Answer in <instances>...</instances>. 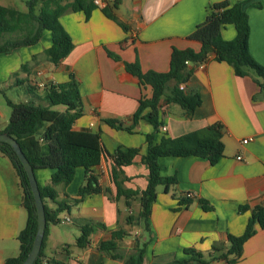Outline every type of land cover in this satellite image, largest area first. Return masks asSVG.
Wrapping results in <instances>:
<instances>
[{
  "label": "crops",
  "instance_id": "obj_1",
  "mask_svg": "<svg viewBox=\"0 0 264 264\" xmlns=\"http://www.w3.org/2000/svg\"><path fill=\"white\" fill-rule=\"evenodd\" d=\"M221 1L237 0H122L116 12L129 30L108 18L101 6L88 18L85 11L68 12L60 20L73 40L72 51L58 65L51 63L44 57V51L52 44L51 33L45 31L36 45L0 54V85L4 83L12 89L17 78L60 84L74 74L83 104V115L74 129L100 133L111 154L118 149H138L133 162L122 169V182L125 189L144 190L150 175L142 157L148 152L147 135L154 133V127L147 119L136 122L134 117L140 102L152 98L153 88L142 77L129 73L125 63H138L143 72H168L174 48L200 50L201 45L188 37L206 19L211 5ZM252 1L262 5H246L251 27L249 47L255 60L264 66V0ZM222 36L233 40L235 27L224 28ZM25 63H30L29 72L20 70ZM17 72L18 76L13 77ZM182 85L186 92L199 93L202 103L193 112L178 104L164 106V125L155 133V142L165 133L177 138L220 123L224 156L216 164L196 156L160 158L162 176H176L177 184L169 192L159 188L148 232L141 219L139 197L132 200L130 208L124 198L117 199L111 158L103 156L94 168L105 191L81 200L79 191L86 176L85 169L79 167L68 186H57L56 200H46L50 209L66 203L68 208L58 220L68 216L71 222L49 223L41 264H129L126 259L140 250L142 264H230L232 255L202 262L194 260L186 250L217 255L213 248L219 247L226 252L228 235H242L253 210L264 205V90L254 73L237 76L231 65L217 61L204 68L195 67L188 83ZM149 112L146 109L142 115ZM109 120L125 128L118 129ZM8 121L0 107V133ZM245 139H250L247 144L243 143ZM35 173L42 186L51 183L52 170L38 169ZM186 195L190 204L181 205V197ZM130 215L134 218L132 223L127 222ZM27 220L20 178L11 160L0 151V264L19 255L18 236ZM86 221L104 228L93 232L89 245L81 248L77 238ZM115 232L126 234L113 240ZM112 240L122 259L101 250L102 243ZM232 264H264V229L257 225L256 234L245 243L242 257Z\"/></svg>",
  "mask_w": 264,
  "mask_h": 264
},
{
  "label": "trees",
  "instance_id": "obj_2",
  "mask_svg": "<svg viewBox=\"0 0 264 264\" xmlns=\"http://www.w3.org/2000/svg\"><path fill=\"white\" fill-rule=\"evenodd\" d=\"M102 8L104 14L117 22L123 29L129 26L121 22L117 15L122 0H107ZM252 4L261 7V2L252 0L221 1L211 5L206 19L197 25L188 37L197 41L201 48L195 51L192 48H174L171 55L170 69L161 73L156 71L143 72L138 63H125L126 70L142 77L153 88L150 100H142L135 114V121L140 118L147 119L154 127V133L147 135L148 152L142 161L149 167L150 180L144 190H131L123 187V167L130 165L138 149H118L111 154L107 151L100 133L77 131L75 122L83 115L82 96L79 82L74 74L65 83H46L43 88L27 80L15 81L16 86L25 85L30 98L24 102H13L6 97V85H0V95L6 97L11 107V115L6 128L2 133L15 138L20 144L34 170L50 169L53 171L51 183L46 186L39 184L41 195L45 204L47 228L43 246L39 257L34 264H41L50 222L58 223V216L67 207L66 203H58L56 209H50L46 200H56L58 197L57 186H68L75 178L79 167L85 169L86 182L80 188L79 196L83 199L91 194L105 191L98 181L94 168L99 166L103 156L111 158L115 164L112 175L117 187V199L124 198L128 208L132 200L139 197L141 202V219L145 231H149V218L152 208L157 200L159 188L164 187L169 192L172 185L177 184V177H164L161 174L159 160L162 157H188L196 156L207 158L216 164L224 156L225 145L222 141V125L214 124L208 128L192 132L177 138L169 137L165 132L159 142H155V133L159 132L164 123L162 108L171 104H178L187 112L195 111L202 103L197 92H186L181 88L188 83L193 75L194 68L201 63L211 61L225 62L234 68L237 76H247L254 73L257 83L264 90V66L252 56L249 47L250 22L246 5ZM27 10L21 11L14 7L0 5V38L6 34L20 33L16 39L8 38L0 42V54L10 53L13 48L36 45L45 31H49L52 44L44 51V55L54 65H58L73 49L74 43L61 23V17L68 12L85 11L87 18L97 8L94 0H27ZM229 25L236 29L233 40H225L222 30ZM114 59L120 57L110 54ZM37 56H33V59ZM22 72L30 71V63H25L20 69ZM18 72L12 76L17 77ZM170 83H173L170 85ZM40 90V91H39ZM63 107V109L58 108ZM150 109L146 115L144 110ZM118 129L125 128L123 124L114 120L108 121ZM131 131V128H126ZM0 151L13 163L21 181L23 189V206L28 212L26 227L19 233L20 253L16 257L5 260L4 264H23L32 250L38 230V213L34 195L29 183L28 175L14 148L7 143H0ZM181 205L190 204L189 195L181 197ZM134 218L128 216L127 222L132 223ZM257 225L264 229V205L256 207L252 217L242 235H228L229 248L226 252L219 247H214V254H204L195 249H187L194 260L213 262L219 258L233 256L230 264L236 263L243 255L245 243L257 232ZM99 227L91 221H86L81 226V235L77 238V245L85 248L90 243V236ZM124 232H115L113 240L122 238ZM104 242L101 250L108 252L112 258L119 259L123 256L117 253L115 241ZM220 252V253H219ZM143 250L126 259L127 263L142 264ZM61 264V263H57Z\"/></svg>",
  "mask_w": 264,
  "mask_h": 264
},
{
  "label": "water",
  "instance_id": "obj_3",
  "mask_svg": "<svg viewBox=\"0 0 264 264\" xmlns=\"http://www.w3.org/2000/svg\"><path fill=\"white\" fill-rule=\"evenodd\" d=\"M0 143L10 144L14 148L15 152L17 153L28 175L29 183H30L33 195H34L37 213H38V230H37V234L34 240L32 250L29 253L27 259L23 263V264H34L40 255L43 242H44L46 228H47L46 209H45V204H44V201L41 195L39 182L37 180L34 168L32 167L28 158L24 154L17 140L13 138L12 136L8 135L7 133H0Z\"/></svg>",
  "mask_w": 264,
  "mask_h": 264
},
{
  "label": "rangeland",
  "instance_id": "obj_4",
  "mask_svg": "<svg viewBox=\"0 0 264 264\" xmlns=\"http://www.w3.org/2000/svg\"><path fill=\"white\" fill-rule=\"evenodd\" d=\"M26 1L27 0H0V4H8L9 6H12L18 10L21 11H26L27 6H26ZM19 36H21L20 33H15V34H6L4 37L0 38V42L2 43L6 39H16ZM46 57V56H44ZM6 97L13 102H24L30 98V95L27 92V88L25 85H19V86H14L12 89L7 88L6 89ZM6 97L3 95H0V107L3 108L4 114H6L8 120L11 115V107L8 105ZM5 120V119H3Z\"/></svg>",
  "mask_w": 264,
  "mask_h": 264
},
{
  "label": "built area",
  "instance_id": "obj_5",
  "mask_svg": "<svg viewBox=\"0 0 264 264\" xmlns=\"http://www.w3.org/2000/svg\"><path fill=\"white\" fill-rule=\"evenodd\" d=\"M94 3H95L97 6H101V7H104V6L106 5V3H105L104 1H102V0H94ZM205 65H206V63H201V64H199V66H200L201 68H204ZM41 74H42L41 72L38 73V75H41ZM33 84H36L38 87L43 88V87L45 86L46 83H44V82H40V83L35 82V83H33ZM181 88L184 89V86L182 85ZM163 129L166 130L165 127H164ZM249 140H250V139H245V140H243V143H244V144H247V143L249 142ZM239 159H240V158H239ZM69 222H71V219H70V217H68V216H66L65 218H63L62 220L59 221V223H61V224H66V223H69Z\"/></svg>",
  "mask_w": 264,
  "mask_h": 264
}]
</instances>
